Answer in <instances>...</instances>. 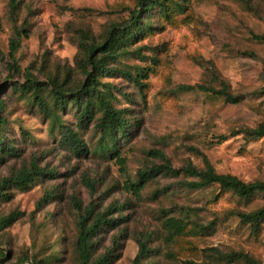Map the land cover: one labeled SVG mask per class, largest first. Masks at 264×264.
Returning a JSON list of instances; mask_svg holds the SVG:
<instances>
[{
  "label": "rangeland",
  "instance_id": "374dc122",
  "mask_svg": "<svg viewBox=\"0 0 264 264\" xmlns=\"http://www.w3.org/2000/svg\"><path fill=\"white\" fill-rule=\"evenodd\" d=\"M15 1L11 14L9 0H0V119L6 121L0 131L17 154L0 162V181L31 163L48 175L25 190L7 189L8 199L0 201V218L12 213L16 218L0 232V264H33V259L36 264H79L78 221L89 205L92 217L110 210L107 218L116 219L92 240V260L107 255L110 264H132L143 243L149 256L142 264H245L220 261L211 248L264 264V220L255 233L236 216L264 209V194L244 200L216 185L186 189L181 183L196 179L183 174L154 175L138 196L123 187L136 182L139 172L166 162L173 169L187 163L203 169V158L218 174L245 183L264 181V137L245 141L231 133L264 123V43L252 38L264 35V0H174L183 10L170 9L167 19L153 12L151 32L109 62L133 76L143 74L145 84L140 91L120 75L100 79L111 89L113 107L130 122L128 138L117 141L126 160L123 168L98 151L99 114L79 128L73 105L57 111L87 147L85 156L75 155L60 142V129L51 127L31 94L13 88L22 86L27 75L44 84L43 97L51 77L64 82V88L81 83V38L85 34L87 43H102L112 25L130 17L134 1ZM14 28L27 34L14 56L16 70L8 58ZM213 75L241 98L239 103L185 89H218ZM164 216L188 222L185 233L171 243L164 240ZM194 224L206 231L192 229Z\"/></svg>",
  "mask_w": 264,
  "mask_h": 264
},
{
  "label": "trees",
  "instance_id": "16d2710c",
  "mask_svg": "<svg viewBox=\"0 0 264 264\" xmlns=\"http://www.w3.org/2000/svg\"><path fill=\"white\" fill-rule=\"evenodd\" d=\"M133 1L134 8L130 11V17L119 24L112 25L102 43H87L85 34L81 38V42L78 45L79 59L77 61V65L84 75V80L81 83L74 87L64 88V82H60L57 77H51L47 80L48 94L46 97H43L42 92L46 89L42 87L44 84L35 80L31 75H27L25 83L22 86H14L13 88L15 92L22 91L31 94V100L36 103L43 117L50 120L51 127L60 129V142L69 147L75 155L83 154L85 156L87 154V147L79 139L76 131L62 124L57 111H62L68 105H73L76 108V125L79 128L86 127L94 119V116L99 114L95 123V127L98 129L101 137L98 151L101 155H107L109 158L115 159L120 168L124 167L126 160L120 156L117 141L120 137L128 138L130 122L124 116L123 110H117L113 107L111 103L113 97L111 89L107 84L100 82V79L104 76L112 77L120 75L133 82L141 91L145 87V84L141 81L143 74L138 72L133 76L126 70L109 67V62L115 60L118 56L127 54L129 45L139 36L142 37L151 32L153 29L151 22L153 12H157L159 17L167 19L170 9L183 10L182 4L174 0ZM238 1L245 2V0ZM9 8L11 14H13L17 8L15 0H9ZM22 36H27L25 29L14 28L8 47V58L11 61L10 68L12 70H16L14 56L19 48ZM252 38L264 43V35L252 34ZM2 57L3 53L0 52V58ZM212 79L218 83V89L208 88L204 85L189 86L185 89L209 92L229 104L240 102L241 98L229 92L228 85L224 80L216 75H213ZM5 123V119H0V128L4 129ZM231 133L233 136L241 135L245 141H256L264 137V123H260L255 128H238ZM15 155H17L16 149L5 140L4 134L0 131V162L6 157H13ZM159 174L169 176L183 174L184 176L195 178V181H183L181 183L182 187L191 190L216 185L220 191L231 192L244 200H249L257 194H264V181L245 183L235 176L218 174L213 170L206 158H203V169H197L191 163H187L181 169H173L166 162L164 165L155 166L148 171L139 172L136 182L127 181L123 187L126 192L138 196L145 183L152 176ZM47 175L35 163H31L29 168H21L11 177L0 181V201L8 199L7 189L25 190L36 180ZM90 190H93L92 186ZM77 208L79 209V206ZM109 213L110 210H107L92 217L93 207L89 205L84 209L83 215L79 217L76 241L79 264H110L111 258L107 255L92 260L90 253L92 240L98 232L105 226L110 227L116 224V219L107 218ZM236 216L243 223L248 224L253 232L257 233L264 220V209L260 208L248 213L238 212ZM164 217L162 222V228L165 231L164 240L167 243H171L175 238L185 233L188 222L179 217ZM15 219V214L13 213L1 217L0 232L10 226ZM90 219L92 220L90 221ZM118 220H123V218ZM197 228L206 231L205 227L196 224H194L192 229L196 230ZM209 252H212L220 261L227 263L242 261L245 264H262L259 260L242 253L231 252L225 254L216 248H211ZM148 256L149 249L145 244L141 243L132 264H142V260ZM33 264H36L35 259H33ZM186 264L198 263L187 261Z\"/></svg>",
  "mask_w": 264,
  "mask_h": 264
}]
</instances>
